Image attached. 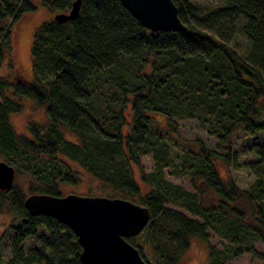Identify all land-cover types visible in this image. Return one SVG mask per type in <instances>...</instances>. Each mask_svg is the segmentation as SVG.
Wrapping results in <instances>:
<instances>
[{
  "label": "trees",
  "instance_id": "obj_1",
  "mask_svg": "<svg viewBox=\"0 0 264 264\" xmlns=\"http://www.w3.org/2000/svg\"><path fill=\"white\" fill-rule=\"evenodd\" d=\"M73 1L0 0V67L11 52V24L36 4L53 13L33 33L32 78L0 76V157L29 177L26 191L15 183L0 190L22 219L0 264H82L72 230L23 205L28 194L61 195L63 184H77L71 163L97 182V195L147 207L146 225L127 238L140 257L176 261L200 239L209 264L242 253L264 260L254 248L264 244V144L252 146L254 178L244 189L220 175L219 163L229 164L215 151L178 138L184 147L173 152L164 137L175 133L173 118L196 119L224 147L235 132L264 131V0H216L203 11L173 0L184 31L150 30L119 0H80L75 18L57 22ZM23 98L44 107L46 119L17 133L9 114ZM147 153L153 166L140 171L142 191L129 166ZM166 167L189 176L194 190L170 182ZM208 231L224 240L220 248L208 243ZM30 236L38 245L25 249Z\"/></svg>",
  "mask_w": 264,
  "mask_h": 264
},
{
  "label": "rangeland",
  "instance_id": "obj_2",
  "mask_svg": "<svg viewBox=\"0 0 264 264\" xmlns=\"http://www.w3.org/2000/svg\"><path fill=\"white\" fill-rule=\"evenodd\" d=\"M203 11L208 7L215 5L216 0H188ZM53 17V13L49 12L42 5L36 4V8L32 12L23 14L10 27L11 52L9 57L4 60L0 67V76L11 77L12 73L25 80H30L33 76L30 66V45L33 38L34 30L43 22ZM22 108L19 112L9 114V121L13 129L17 133H25L27 124L30 122L43 123L46 119L45 109L37 105L28 98L21 100ZM260 119H264V105L260 109ZM155 119L160 124L165 123V117L161 113L154 114ZM259 119V120H260ZM175 124V133L173 136L164 135L169 148L174 152L181 150L184 146L177 141L178 138L187 141L201 142L205 147L215 151L229 164L228 166L219 163L218 171L221 176L231 178L240 188H247L254 178L247 163L253 161L256 157L252 151L254 144H264V131H254L252 133L235 132L231 135L226 147L217 144V139L209 135L205 129L200 127L194 118H173ZM65 135L69 139L74 136L65 131ZM0 161H4L0 157ZM71 163V162H70ZM71 169L79 176L80 180L75 185L63 184L61 186V194L76 193L81 195H97L99 194V185L91 177L89 173L80 168L77 164L71 163ZM153 166L151 153H147L140 158V165L131 164L129 170L131 176L137 181L142 191H145L140 180V171L148 172ZM164 176L172 183L179 184L188 190H194L189 176L173 172L166 167ZM28 176L23 173H16L13 183L26 191ZM0 256L5 260L9 255V242L13 235V227L21 223L16 215V210L10 208L5 203V198L0 195ZM176 209L188 214L183 208L174 206ZM208 243L211 246L220 248L224 240L212 231L207 233ZM134 244V243H133ZM24 248L38 245L36 236L27 237L23 243ZM134 246V245H133ZM135 247V246H134ZM136 248V247H135ZM254 248L258 252L264 253V244L256 242ZM146 264H209L208 245L200 239H191L188 247L177 257L176 261L169 262L164 259H153L149 261L141 255ZM224 264H264L263 259L252 257L249 253H242L232 259L227 260Z\"/></svg>",
  "mask_w": 264,
  "mask_h": 264
},
{
  "label": "water",
  "instance_id": "obj_3",
  "mask_svg": "<svg viewBox=\"0 0 264 264\" xmlns=\"http://www.w3.org/2000/svg\"><path fill=\"white\" fill-rule=\"evenodd\" d=\"M150 30L184 31L173 0H119ZM80 0H74L67 13L54 19L64 22L78 14ZM14 168L0 161V190L13 184ZM31 215H46L69 227L81 246L82 264H146L137 248L127 241L137 235L149 219L147 207L128 199L103 195L67 193L28 194L23 201Z\"/></svg>",
  "mask_w": 264,
  "mask_h": 264
}]
</instances>
